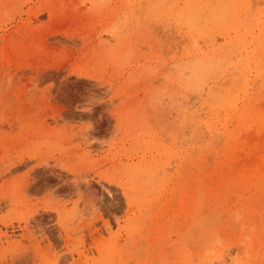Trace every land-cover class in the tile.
Wrapping results in <instances>:
<instances>
[{
    "label": "rangeland",
    "instance_id": "1",
    "mask_svg": "<svg viewBox=\"0 0 264 264\" xmlns=\"http://www.w3.org/2000/svg\"><path fill=\"white\" fill-rule=\"evenodd\" d=\"M195 1L0 0V264H264V0Z\"/></svg>",
    "mask_w": 264,
    "mask_h": 264
},
{
    "label": "bare ground",
    "instance_id": "2",
    "mask_svg": "<svg viewBox=\"0 0 264 264\" xmlns=\"http://www.w3.org/2000/svg\"><path fill=\"white\" fill-rule=\"evenodd\" d=\"M180 1H181V0H180ZM184 1L186 2V0H184ZM227 1H228V0H227ZM240 1H241V0H235V2H234V11H232V13H229V12H231V10L228 9L229 11H227V10L224 11V14H225V13H228L229 15L232 14V17L235 18V17L237 16V14H238V9L241 8V7L239 6V5H240ZM250 1H251V0H250ZM177 2H178V1H176V3H177ZM195 2H197V0H196ZM218 2H219V1H218ZM225 2H226V1H225ZM198 3H199V2H198ZM201 3H202V1L200 2V4H201ZM215 3H216V2H215ZM222 3H224L223 0L221 1V4H222ZM230 3H231V2H230ZM252 3H253V1H252ZM212 4H213V3H212ZM231 4H232V3H231ZM249 4H251V2H250ZM257 4H258V3H257ZM195 5H196V4H195ZM205 5H207V4H205ZM232 5H233V4H232ZM253 5H254V4H253ZM192 6H193V5H192ZM192 6H191V7H192ZM229 6H230V4H229ZM241 6H242V4H241ZM259 6H260V5H259ZM226 7H227V5H226ZM196 8H197V7H196ZM208 8H209V7H208ZM216 8L218 9L219 7H216ZM243 8H244V7H243ZM187 9H189V8H187ZM211 9H213V7H211ZM217 9H216V11L214 12L215 15L213 14V12H212V13L209 12V14L207 15V16H208V20H212V21H213L214 18H216V14H218V11H223V10H225L226 8H225V6H223L222 9H221V7L219 8V10H217ZM232 9H233V8H232ZM251 9H252V8H251ZM194 10H195V8H194ZM199 12H201V11H199ZM199 12H198V13H199ZM159 13H160V12H159ZM189 13H190V12H189ZM193 13H194V12H193ZM195 13H196V12H195ZM205 13H206V12H205ZM219 13H220V12H219ZM241 13H242V12H241ZM180 14H181V13H180ZM180 14H179L178 16H180ZM191 14H192V13H191ZM201 14H202V13H201ZM201 14H200V17L202 18ZM203 14H204V12H203ZM203 14H202V15H203ZM220 14H221V13H220ZM224 14H223V15H224ZM192 15H193V14H192ZM194 15H195V14H194ZM181 16H182V15H181ZM183 16H184V15H183ZM188 16H189V15H188ZM197 16H198V14H197ZM219 16H220V15H219ZM219 16H218V17H219ZM225 16H226V15H225ZM227 16H228V15H227ZM205 17H206V16H205ZM242 17H243V16H242ZM179 18H180V17H179ZM181 18H182V17H181ZM190 18H191V17H190ZM193 18H194V17H193ZM227 18H228V17H227ZM227 18H225L226 21H228ZM249 19H250V18H249ZM179 20H180V19H179ZM186 20H187V19H186ZM195 20H196V19H195ZM197 20H198V19H197ZM199 20H202V19L199 18ZM187 21H188V20H187ZM215 21H218V20L215 19ZM215 21H214V22H215ZM241 21H242V20H241ZM191 22H192V21H191ZM208 22H209V24H210V21H208ZM218 22H219V21H218ZM220 22H221V21H220ZM228 22H229V21H228ZM232 22H233V21H232ZM243 22H245V21H243ZM196 23H197V22H196ZM198 23H200V21H199ZM198 23H197V24H198ZM205 23H206V22H205ZM224 23H225V21H224ZM180 24H182V23H180ZM186 24H187V22H186ZM230 24H231V22H230ZM243 24H244V23H243ZM245 24H246V23H245ZM245 24H244V25H245ZM211 25H212V22H211ZM211 25H210V26H211ZM225 25H226V24H225ZM238 25H239V24H238ZM192 26H194V25H192ZM206 26H207V25H206ZM217 26H218V25H216V27H217ZM221 26H222V25H221ZM221 26H219V27H221ZM227 26H228V25H227ZM230 26L232 27V24H231ZM239 26H240V25H239ZM246 26H247V24H246ZM228 27H229V26H228ZM231 27H230V29H231V31H232V28H231ZM234 27H235V26H234ZM241 27H242V25H241ZM241 27H239L238 29H240ZM190 28H191V27H190ZM214 28H215V27H214ZM212 29H213V27H212ZM215 29H216V28H215ZM218 29H219V28H218ZM223 29H224V28H223ZM196 30H197V29H196ZM205 30H206V29H205ZM226 30H229V29H226ZM234 30H235V29H234ZM262 30H263V29H262ZM178 31H179V30H178ZM257 31H258V30H257ZM179 32H180V31H179ZM189 32H190V31H189ZM224 32H225V31H224ZM190 33H192V32H190ZM197 33H198V32H197ZM200 33H201V32H200ZM206 33H207V32H206ZM221 33H222V32H221ZM231 33H232V32H231ZM203 34H204V32H203ZM210 34H211V33H210ZM224 34H225V33H224ZM227 34H228V32H227ZM200 35H202V34H200ZM205 35H206V34H205ZM207 35H208V34H207ZM196 37H197V36H196ZM201 37H202V36H201ZM224 37H225V36H224ZM193 38H194V37H193ZM193 38H192V39H193ZM198 38H199V37H198ZM172 39H173V38H172ZM203 39H204V38H203ZM209 39H210V36H209ZM211 40H212V39H211ZM212 41H213V40H212ZM201 42H202V41H201ZM207 42H208V41H207ZM213 42H214V41H213ZM197 43L199 44L200 42L197 41ZM194 44H195V43H194ZM210 44H211V43H210ZM213 44H214V43H213ZM194 47H195V46H194ZM202 48H203V47H202ZM204 48H205V47H204ZM210 49H211V48H210ZM198 51H199V50H198ZM215 51H216V50H215ZM42 52H43V51H42ZM203 52H204V50H203ZM206 52H208V51H206ZM210 52H211V51H210ZM216 52H217V51H216ZM192 53H193V50H192ZM201 53H202V52H201ZM201 53H200V54H201ZM214 53H215V52H214ZM193 54H195V53H193ZM193 54H192V55H193ZM197 54H198V53H197ZM197 56H198V55H197ZM251 56H252V55H251ZM191 57H192V56H191ZM217 57H218V55H217ZM223 57H224V56H223ZM226 57H228V56L226 55ZM194 58H195V57H194ZM202 58H203L204 60H206V59H209L210 56H209V54H203V56L201 57V59H202ZM212 58H213V57H212ZM239 58H240V57H239ZM249 59H250V58H249ZM209 60H210V59H209ZM213 60H215V59H213ZM219 60H220V59H219ZM225 60H226V58H225ZM232 60H233V58H232ZM241 60H242V59H241ZM220 61H221V60H220ZM227 61H228V60H227ZM234 61H235V60H234ZM234 61H233V62H234ZM250 61H251V60H250ZM192 62L194 63V61H192ZM199 62H200V61H199ZM199 62L196 61V64L199 63ZM206 62H207V61H206ZM206 62H205V63H206ZM209 62H210V61H209ZM235 62H236V61H235ZM235 62H234V63H235ZM215 63H216V62H215ZM223 63H224V62H223ZM223 63H222V64H223ZM228 63H229V62H228ZM234 63H233V64H234ZM236 63H237V62H236ZM241 63H242V62H241ZM253 63H254V62H253ZM194 64H195V63H194ZM201 64H203V63H201ZM208 64H209V63H208ZM210 64H211V63H210ZM224 64H225V63H224ZM238 64H239V63H238ZM246 64H247V63H246ZM246 64H245V65H246ZM251 64H252V63H251ZM197 65H198V64H197ZM211 65H213V64H211ZM229 65H230V64H229ZM247 65H249V63H248ZM189 66H191V64H190ZM198 66H199V65H198ZM201 66L203 67L204 64L201 65ZM216 66H218V62H217V65H216ZM220 66H221V65H220ZM222 66H223V65H222ZM194 67H195V66H193V68H194ZM202 67H201V68H202ZM204 67H205V66H204ZM204 67H203V69H204ZM247 67H248V66H247ZM180 68H181V67H180ZM193 68H192V69H193ZM211 68H212V67H211ZM221 68H222V67H221ZM243 68H244V67H243ZM248 68H249V67H248ZM205 69H206V71H204V72H207V70H208V66H206ZM223 69H224V67H223ZM227 69H228V68H227ZM234 69H235V68H234ZM237 69H239V68H237ZM237 69H235V71H236ZM244 69H245V68H244ZM189 70H190V69H189ZM193 70H194V69H193ZM196 70H197V69H196ZM196 70H195V71H196ZM200 70H201V69H200ZM213 70H214V69H213ZM259 70H260V69H259ZM261 70H262V69H261ZM195 71H194V72H195ZM208 71H209V70H208ZM211 71H212V69H211ZM248 71H249V69H248ZM250 71H251V70H250ZM196 72H197V71H196ZM216 72H217V71H215V73L213 72V73H214V76H213L214 79H217L218 77L216 78V76L220 73V72H219V73L217 74ZM231 72H232V71H231ZM188 73H189V72H188ZM188 73L186 72L187 75H188ZM209 73H210V72H209ZM250 73H251V72H250ZM173 74H174V73H173ZM186 74H185V76H186ZM194 74H195V73H194ZM197 74H198V73H197ZM197 74H196V75H197ZM215 74H216V76H215ZM233 74H234V73H233ZM209 75H210V74H209ZM188 76H189V75H188ZM194 76H195V75H194ZM199 76H200V74L198 75V78H199ZM248 76H249V75H248ZM196 77H197V76H196ZM206 78H207V75H206ZM210 78H211V76H210ZM219 78H220V77H219ZM201 79H203V78H201ZM207 79H208V78H207ZM211 79H213V78H211ZM227 79H228V78H227ZM231 79H232V78H231ZM174 80H175V79H174ZM199 80H200V79H199ZM199 80H197V81H195V82L198 83ZM249 80H250V79H249ZM191 81H192V80H191ZM205 81H206V80H205ZM201 82H202V80H201ZM209 82H210V81H209ZM212 82H213V81H212ZM187 83H188V82H187ZM191 83H192V82H191ZM222 83H223V82H222ZM257 83H258V82H257ZM173 85H174V83H173ZM194 85H196V83H195ZM198 86H200V85H198ZM217 86H218V85H217ZM172 87H173V86H172ZM172 87L169 88L170 91H171V88H172ZM194 87H195V86H194ZM196 87H197V85H196ZM204 88H205V87H204ZM217 89H218V88H217ZM254 89H255V88H254ZM254 89H253V90H254ZM172 90H173V89H172ZM176 90H177V89H176ZM213 90H214V89H213ZM218 90H219V89H218ZM177 91H178V90H177ZM177 91H176V92H177ZM215 91H216V87H215ZM222 91H223V90H222ZM220 92H221V90H220ZM166 93H167V92H166ZM166 93H165V94H166ZM218 93H219V92H218ZM167 94H168V93H167ZM171 94H172V93H171ZM178 94H179V93H178ZM176 95H177V94H176ZM176 95L173 94V97L176 96ZM214 95H215V94H214ZM223 95H224V94H223ZM245 95H246V93H245ZM177 96L180 97L181 95H177ZM184 96H185V95H184ZM241 97H242V96H241ZM184 98H185V97H184ZM186 99H187V98H186ZM189 100H190V99H189ZM215 100H216V98H215ZM217 100H219V99H217ZM172 102H173V101H172ZM237 102H238V101H237ZM241 103H242V102H241ZM172 104H173V103H172ZM179 104H180V102H179ZM174 105H175V104H174ZM181 106H182V105H181ZM183 106H184V105H183ZM183 106H182V107H183ZM172 107H173V106H172ZM174 107H175V106H174ZM175 108H176V107H175ZM185 108H187V107H185ZM185 108H184V107L181 108L182 110L179 109V110H180V113L184 112V111H185V110H184ZM179 110L177 109V111H179ZM186 110L189 111L188 108H187ZM181 111H182V112H181ZM190 111H193V110H190ZM212 111H213V110H212ZM207 112H208V111H207ZM192 113H194V112H191V114H192ZM191 114H190V112H189V117H188V114H186V113L183 114L184 117H188V119H187V118H186V119L184 118V119H185V122L188 121L189 118H192V115H193V114H192V115H191ZM195 114H196V113H195ZM190 116H191V117H190ZM193 118H194V117H193ZM193 118H192V119H193ZM192 119H190V120H192ZM195 119H196V118H195ZM225 121H226V120H225ZM193 122H194V120L191 121L190 124L192 125ZM173 125H174V124H173ZM175 125H176V124H175ZM179 125H180V124H179ZM175 127H177V126H175ZM186 128H187V127H186ZM192 128L194 129V127H192ZM198 128H199V127H198ZM176 129H178V128H176ZM191 130H192V129H191ZM183 132H184V131H183ZM192 132H193V131H192ZM242 133H243V132H242ZM253 133H254V132H253ZM186 135H187V134H186ZM242 136H244V134H243ZM185 137H186V136H185ZM215 137H216V136H215ZM202 139H203V138H202ZM216 139H217V138H216ZM261 139H262V137L260 138V140H261ZM217 140H218V139H217ZM261 142H262V141H261ZM259 144H260V141H259ZM215 145H216V144H215ZM207 146H208V145H207ZM218 146H219V145H218ZM216 148H217V147H216ZM214 149H215V148H214ZM258 149H259V148H258ZM260 151H261V150H260ZM211 152H212V151H211ZM262 152H263V151H262ZM211 155H212V154H211ZM211 155H210V156H211ZM204 156H205V155H204ZM206 158H207V156H206ZM212 158H213V157H212ZM242 158H243V157H242ZM218 159H219V158H218ZM243 159H244V158H243ZM250 160H251V159H250ZM253 160H254V159H253ZM246 161H247V160H246ZM248 162H249V160H248ZM248 162H247V164H248ZM250 162H252V161H250ZM250 162H249V163H250ZM203 163H204V162H203ZM199 164H200V163H199ZM251 164L253 165V163H251ZM210 167H211V165H210ZM226 169H227V168H226ZM202 170H203V169H202ZM205 171H206V170H205ZM199 173H200V172H199ZM235 173H236V172H235ZM247 173H248V172H247ZM199 175H200V174H199ZM232 175H233V174H232ZM246 176H247V175H246ZM187 177H188V176H187ZM205 181H206V180H205ZM233 181H234V180H232L231 182H233ZM235 181H236V180H235ZM223 184H225V183H223ZM226 184H227V183H226ZM225 189H226V188H225ZM227 189H228V188H227ZM229 189H230V188H229ZM229 189H228V190H229ZM240 189H241V188H238V191H239ZM232 191H234V188H233ZM241 191H242V190H241ZM244 191H245V190H244ZM244 191H243V192H244ZM236 192H237V191H236ZM171 195H172V194H171ZM172 198H173V197H172ZM226 198H227V197H226ZM161 199H162V198H161ZM233 199H234V197H233ZM159 200H160V199H159ZM213 203H216V202H213ZM260 203H261V202H260ZM171 205H172V204H171ZM259 205H260V204H259ZM156 207H157V206H156ZM215 207H216V206H214V208H215ZM132 208H133V207H132ZM203 208H204V207H203ZM220 208H223V206L220 205ZM220 208H218V209H220ZM169 209H170V208H169ZM212 209H213V208H211V211H212ZM240 209H241V208H240ZM135 210H136V209H135ZM203 212H204V211H203ZM238 212H239V211H238ZM240 212H241V211H240ZM220 213H221V212H220ZM235 213H236V212H235ZM235 213L232 214L233 217H235ZM176 214H177V213H176ZM222 214H223V213H222ZM165 215H166V214H165ZM165 215H164V216H165ZM209 215H211L210 212H209ZM223 215H224V214H223ZM223 215L219 216L220 218H219V217H217V218L221 219ZM236 215H238L239 217L241 216V215H239V214H236ZM215 216H216V215H215ZM227 216H228V215H227ZM207 217H208V216H207ZM239 217H237V220H236V221H233L235 218L232 219V221L230 220L231 222H233V223L230 222L231 226H232V224H235V223H236V225L238 224L237 227H239V226L242 225V223H241V224H240V223H237L238 220H239V219H238ZM209 218H210V217H209ZM212 219H213V218H212ZM254 219H255V221L258 220V219L256 220V218H254ZM209 220H210V219H209ZM213 220H216L215 217H214ZM213 220H212V221H213ZM202 221H203V220H202ZM210 221H211V220H210ZM217 221H218V220H217ZM256 223H257V222H256ZM256 223H253V225H254V224L256 225ZM206 225H207V224H206ZM255 225H254V226H255ZM203 226H205V223L203 224ZM258 226H259V225H258ZM233 227H234V226H233ZM243 227H246V226L243 224ZM247 227H248V226H247ZM259 228H260V227H259ZM232 229H235V228H231V230H232ZM236 229H237V228H236ZM244 229H245V228H244ZM249 229H251V227H248V230H249ZM240 231H241V230H240ZM259 231L264 232V229H262V230L259 229L258 232H259ZM246 233H248V231L245 232V235H244V233H243V235H244L245 237H247V236H246ZM235 234H236V233H235ZM248 234H250V232H249ZM133 236H134V235H133ZM244 236H243V239H245ZM136 239H137V238H136ZM179 239H180V238H179ZM247 239H248V238H247ZM180 240H181V239H180ZM187 240H188V238H187ZM202 240H203V239H202ZM204 240L206 241L207 239H204ZM208 240H209V239H208ZM211 240H212V239H211ZM188 241H189V240H188ZM217 243H218V242H217ZM210 246H211V245H210ZM200 247H201V245H200ZM186 248H187V247H186ZM198 248H199V247H198ZM205 249H206V247H205ZM187 250H188V249H187ZM260 250H261V249H260ZM201 251H202V250H201ZM207 251H208V250H207ZM163 252H164V251H163ZM210 252H211V251H210ZM194 257H195V256H194Z\"/></svg>",
    "mask_w": 264,
    "mask_h": 264
},
{
    "label": "snow or ice",
    "instance_id": "3",
    "mask_svg": "<svg viewBox=\"0 0 264 264\" xmlns=\"http://www.w3.org/2000/svg\"><path fill=\"white\" fill-rule=\"evenodd\" d=\"M79 99L81 100V104L79 106L80 110H82L84 113H92L94 111V106L98 103H102V101H98L95 96L88 95V94H78ZM73 103H76V99H72ZM101 195L107 197V195H110V193L104 192V193H97L96 199L99 200L101 198Z\"/></svg>",
    "mask_w": 264,
    "mask_h": 264
}]
</instances>
